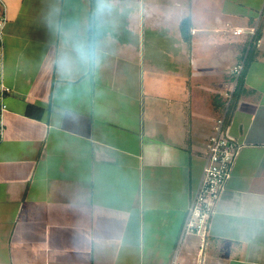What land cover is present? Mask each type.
Masks as SVG:
<instances>
[{
    "label": "crops",
    "instance_id": "obj_1",
    "mask_svg": "<svg viewBox=\"0 0 264 264\" xmlns=\"http://www.w3.org/2000/svg\"><path fill=\"white\" fill-rule=\"evenodd\" d=\"M97 2L0 0V264H264V0ZM242 60L202 247L183 226Z\"/></svg>",
    "mask_w": 264,
    "mask_h": 264
},
{
    "label": "built area",
    "instance_id": "obj_2",
    "mask_svg": "<svg viewBox=\"0 0 264 264\" xmlns=\"http://www.w3.org/2000/svg\"><path fill=\"white\" fill-rule=\"evenodd\" d=\"M8 16L6 12H0V37L3 34ZM235 34H242L243 28H235ZM255 30L250 31L253 37ZM1 44V42H0ZM245 69V60L240 61L231 69L234 77L232 86L227 92L224 110L216 122L215 130L206 144V163L199 188L192 197L188 213L183 226V236L197 234L202 237L203 244L210 235L211 219L216 211L217 203L225 189L226 182L230 178L234 163L242 144L228 134L227 126L230 118V109L233 103L235 87ZM9 87L0 81V143L5 139L6 126L4 115L7 109L5 96ZM203 251H201V256ZM202 264V259L199 260ZM172 264H182L174 260Z\"/></svg>",
    "mask_w": 264,
    "mask_h": 264
},
{
    "label": "clouds",
    "instance_id": "obj_3",
    "mask_svg": "<svg viewBox=\"0 0 264 264\" xmlns=\"http://www.w3.org/2000/svg\"><path fill=\"white\" fill-rule=\"evenodd\" d=\"M111 5L107 0H98L95 11L94 19L99 21L110 11ZM51 27L55 28L58 25L53 22L50 24ZM75 52L79 60L84 64H98L100 60V54L95 50L94 46L89 43L86 39H77L74 42Z\"/></svg>",
    "mask_w": 264,
    "mask_h": 264
},
{
    "label": "rangeland",
    "instance_id": "obj_4",
    "mask_svg": "<svg viewBox=\"0 0 264 264\" xmlns=\"http://www.w3.org/2000/svg\"><path fill=\"white\" fill-rule=\"evenodd\" d=\"M250 53H251V50L246 48V51H244L243 55H242L243 59L244 58L247 59V57L250 55Z\"/></svg>",
    "mask_w": 264,
    "mask_h": 264
},
{
    "label": "trees",
    "instance_id": "obj_5",
    "mask_svg": "<svg viewBox=\"0 0 264 264\" xmlns=\"http://www.w3.org/2000/svg\"><path fill=\"white\" fill-rule=\"evenodd\" d=\"M0 62H1V44H0ZM245 68H246V66H245ZM244 71H245V69H244ZM244 71H243V73H244ZM242 76H243V74H242ZM242 76H241V77H242ZM241 77H240V79L238 80V83H237L238 85H239V82H240V80H241Z\"/></svg>",
    "mask_w": 264,
    "mask_h": 264
}]
</instances>
